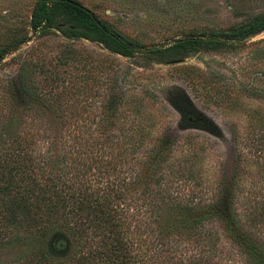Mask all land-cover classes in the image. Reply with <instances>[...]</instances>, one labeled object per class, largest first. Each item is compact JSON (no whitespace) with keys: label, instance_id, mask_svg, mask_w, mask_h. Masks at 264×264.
<instances>
[{"label":"rangeland","instance_id":"obj_1","mask_svg":"<svg viewBox=\"0 0 264 264\" xmlns=\"http://www.w3.org/2000/svg\"><path fill=\"white\" fill-rule=\"evenodd\" d=\"M74 1L138 51L124 56L100 42L67 39L56 28L32 30L36 0H0V126L7 116L15 118L31 153L40 154L58 132L55 101L63 98L61 108L78 114L71 121L113 133L108 138L114 147L106 150L133 177L124 186L128 197L147 185L146 161L156 149L168 151V181L161 187L182 202L238 210L264 205V29L184 56L145 52L178 38L228 31L263 12L264 0ZM19 79L30 88L19 93ZM109 101L117 103L114 112L106 109ZM8 143L1 136L0 153ZM100 155L101 167L110 172V156ZM90 180L93 187L104 184ZM0 252L2 259L10 256L8 249Z\"/></svg>","mask_w":264,"mask_h":264},{"label":"trees","instance_id":"obj_2","mask_svg":"<svg viewBox=\"0 0 264 264\" xmlns=\"http://www.w3.org/2000/svg\"><path fill=\"white\" fill-rule=\"evenodd\" d=\"M29 25L32 30L56 28L67 39L100 42L124 56L138 51L74 0H36ZM263 29L264 11L228 31L178 38L163 50L145 52L184 56L241 41ZM17 82L19 93L30 88L23 80ZM28 97L44 101L40 96ZM55 102L60 126L40 154L31 153L26 132L15 118L7 116L0 126V139L3 135L9 139L0 153V248L10 253L5 259L0 254V264H264L260 230L264 205L238 210L218 202H182L161 187L168 181L169 173L164 172L168 151L166 155L156 149L149 151L146 161L147 185L128 197L124 186L133 177L120 171L117 158L106 150L112 146L108 137L113 133L89 128L83 121L74 123L71 119L77 112L61 108L66 103L63 98ZM112 102L106 106L110 112L117 106ZM45 132L41 129L40 135ZM93 153L96 156L91 157ZM103 153L110 156L106 163L112 161L110 172L101 167ZM92 176L95 183L104 180L103 186L93 187ZM150 182L153 188L148 187Z\"/></svg>","mask_w":264,"mask_h":264}]
</instances>
